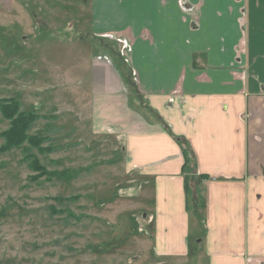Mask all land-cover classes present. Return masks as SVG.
<instances>
[{
    "label": "crops",
    "instance_id": "1",
    "mask_svg": "<svg viewBox=\"0 0 264 264\" xmlns=\"http://www.w3.org/2000/svg\"><path fill=\"white\" fill-rule=\"evenodd\" d=\"M89 21L132 42L93 53L91 123L151 186L153 255L264 264V0H90Z\"/></svg>",
    "mask_w": 264,
    "mask_h": 264
},
{
    "label": "rangeland",
    "instance_id": "2",
    "mask_svg": "<svg viewBox=\"0 0 264 264\" xmlns=\"http://www.w3.org/2000/svg\"><path fill=\"white\" fill-rule=\"evenodd\" d=\"M89 19L90 0H0V264H208L153 255L151 186L91 123L93 53L132 42ZM9 102L33 144L5 148Z\"/></svg>",
    "mask_w": 264,
    "mask_h": 264
},
{
    "label": "trees",
    "instance_id": "3",
    "mask_svg": "<svg viewBox=\"0 0 264 264\" xmlns=\"http://www.w3.org/2000/svg\"><path fill=\"white\" fill-rule=\"evenodd\" d=\"M9 107H8V111L9 115L10 114H14L17 117L16 120H14L11 124V128L8 132H6L4 134L5 137V141H6V146L5 148H9V147H13V146H19L21 145L23 142L27 141V136L26 133L29 131V129L31 128V122L32 120H36L37 116H35L34 113H19V106L17 102H9ZM30 123V124H29ZM28 141L30 142V139L28 138ZM32 143V142H30ZM33 144V143H32ZM185 156H186V163L184 165V168L186 169L188 166V163L190 162V158L189 155L186 154L185 152ZM198 181H202L207 179L205 176H199L198 178H196ZM195 179V180H196ZM185 188L187 190V192L190 190L189 187V179L186 178V183H185Z\"/></svg>",
    "mask_w": 264,
    "mask_h": 264
}]
</instances>
